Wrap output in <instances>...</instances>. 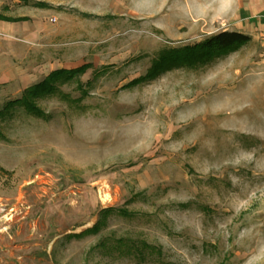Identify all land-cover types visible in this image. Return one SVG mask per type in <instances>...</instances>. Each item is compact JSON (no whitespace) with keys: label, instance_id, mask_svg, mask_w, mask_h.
<instances>
[{"label":"rangeland","instance_id":"374dc122","mask_svg":"<svg viewBox=\"0 0 264 264\" xmlns=\"http://www.w3.org/2000/svg\"><path fill=\"white\" fill-rule=\"evenodd\" d=\"M263 4L0 0V109L88 65L0 120V264H264Z\"/></svg>","mask_w":264,"mask_h":264},{"label":"trees","instance_id":"16d2710c","mask_svg":"<svg viewBox=\"0 0 264 264\" xmlns=\"http://www.w3.org/2000/svg\"><path fill=\"white\" fill-rule=\"evenodd\" d=\"M46 4H42L41 2L34 3L35 7H45ZM1 18V16H0ZM249 40V36L246 34L237 32V31H222L217 33L207 40L193 45L187 46L177 52H175V56L178 57L181 54L187 57L188 60L191 61H201L207 57H211L214 54L234 49L237 46L244 44ZM169 56H174V54L170 53ZM165 68L168 65V58L162 56L159 63L155 64L154 70L148 76H154L160 69L161 66ZM88 65H82L80 67L74 69H60L51 72L48 77L41 82L31 85L27 89L24 90L23 95L19 99H15L12 101L7 102L1 109H0V120L8 119L13 116L17 111L24 110L27 113H30L35 116H41L42 113L36 107V99L41 97L42 95L52 93L53 91V82H55L60 77L70 78L76 74L82 73ZM156 67V68H155ZM147 76V77H148ZM108 212H112V209H105L102 210L100 214H102V218L106 216ZM124 213V212H121ZM102 221L96 222L91 228L87 229L86 233H97L101 227L103 226ZM78 236L76 234H72L71 237ZM151 250L150 246H146L142 244L141 247L134 246L133 251L137 254V256H143V249Z\"/></svg>","mask_w":264,"mask_h":264},{"label":"crops","instance_id":"0c3cea01","mask_svg":"<svg viewBox=\"0 0 264 264\" xmlns=\"http://www.w3.org/2000/svg\"><path fill=\"white\" fill-rule=\"evenodd\" d=\"M259 6H261L262 8V13L264 12V4L263 5H259Z\"/></svg>","mask_w":264,"mask_h":264}]
</instances>
